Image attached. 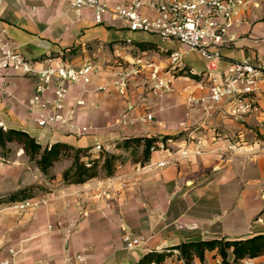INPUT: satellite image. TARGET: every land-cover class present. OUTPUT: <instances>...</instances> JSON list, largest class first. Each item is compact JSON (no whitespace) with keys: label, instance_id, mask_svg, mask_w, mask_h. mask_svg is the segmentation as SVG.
<instances>
[{"label":"crops","instance_id":"1","mask_svg":"<svg viewBox=\"0 0 264 264\" xmlns=\"http://www.w3.org/2000/svg\"><path fill=\"white\" fill-rule=\"evenodd\" d=\"M259 2L260 7L246 11L237 41L219 48V67L264 58V0ZM143 12L150 14L147 7ZM6 41L30 59L51 56L58 65L78 67L91 61L97 66L87 90L70 86L72 98L86 99L80 123L95 131L76 136L39 128L25 108L37 81L22 76L0 78L12 94L10 99L0 96V123L7 130L29 133L44 146L64 142L90 149L93 157L100 153L94 150L100 142L119 160L112 176L102 172L85 184L65 185L62 175L71 160L58 172L54 166L50 178L22 147L10 143V154H0V262L12 250L20 264H133L150 251H172L164 264H207L220 258L216 251L208 252L204 261L186 263L172 248L264 234L261 92L256 94L259 111L253 114H236L232 101L211 110L205 103L190 106L188 98L200 100L209 94L208 61L198 52L154 34L131 32L112 13L97 24L91 10L74 9L63 0H0V50ZM175 51L182 54L184 68L174 72V90L159 96L152 90L154 71H166ZM123 70L129 72L124 95L114 85ZM100 86L107 89L95 90ZM148 114L152 121L144 119ZM128 118L135 122L123 123ZM140 137L157 138L166 150L152 152L143 163L142 146L116 147L122 140ZM234 144L238 150L229 148ZM162 162L166 164L160 166ZM33 186H41L35 195L48 198L47 206L25 212L10 208V195ZM126 232L147 241L128 250ZM253 259L261 262L264 256Z\"/></svg>","mask_w":264,"mask_h":264},{"label":"built area","instance_id":"2","mask_svg":"<svg viewBox=\"0 0 264 264\" xmlns=\"http://www.w3.org/2000/svg\"><path fill=\"white\" fill-rule=\"evenodd\" d=\"M74 9H89L93 12L94 21L102 24L107 14H114L131 32L154 34L162 41H177L190 50L198 52L208 61L205 76L209 83V94L203 99L188 98L190 106L206 104L208 110L214 105L226 101L234 103L236 114H253L259 111L256 94L264 95V58L256 63L236 61L226 68L219 67L222 60L219 48L234 44L238 39L239 29L246 22V11L249 7H260V0H126L125 3L112 4V0H63ZM147 7L149 13H144ZM131 42V40H128ZM182 54L178 51L170 55L171 65L164 71H154L152 90L159 96L174 90L173 77L175 71L184 68ZM55 58L47 57L34 60L26 57L18 47L9 41L0 50V78L22 76L36 79L35 92L25 101V108L34 117L39 128L55 132L82 136L94 132L89 125L81 124L80 118L87 103L83 96L71 97L70 86L74 85L87 90L98 73L97 66L85 62L81 66L56 64ZM40 67V68H39ZM129 72H119L114 82L118 91L125 94L128 89ZM6 80L0 81V96L10 99L12 94L7 88ZM100 86L95 90H106ZM152 121L153 115L145 116ZM134 119H125L123 123L132 125ZM7 130L3 123H0ZM238 150L237 144L230 146ZM97 152H108L109 149L97 142ZM166 145L157 142L150 152L165 151ZM184 156L188 151L184 150ZM166 163H160L164 166ZM123 185L126 186L125 181ZM49 199L45 196L33 197L11 203L9 206L18 212L47 206ZM144 236H135L129 232L123 235L126 249L136 250L146 243ZM16 252L3 259L0 264H20L16 260ZM79 261H84L78 256ZM207 264H264L252 258L240 261L216 259Z\"/></svg>","mask_w":264,"mask_h":264},{"label":"trees","instance_id":"3","mask_svg":"<svg viewBox=\"0 0 264 264\" xmlns=\"http://www.w3.org/2000/svg\"><path fill=\"white\" fill-rule=\"evenodd\" d=\"M187 74L193 78H198L197 75H193L190 72ZM158 141L159 139L157 138L149 137L128 138L118 142L116 147L127 150L134 148L136 150L137 147L142 146V162L144 163L150 158V148ZM10 143H16L22 147L30 161L35 162L38 168L47 176L56 163L65 159L71 160V167L65 170L62 175V181L65 185L85 184L98 177L102 172H105L107 176H112L116 171V164L119 160V156L110 152H100L98 156L93 157L90 149L76 148L64 142L44 146L25 131L0 129V154L3 157H7L10 154ZM37 189L40 190L41 186L20 190L10 195L7 201L14 203L33 198L36 196L35 190ZM172 249H178L180 257L186 263L191 262L195 258L204 261L206 254L213 251H216V254L220 256L219 259L225 261L229 260L231 255L234 261L246 258L253 259L264 256V234L241 240L213 239L185 242ZM171 254L172 251H150L133 264H164Z\"/></svg>","mask_w":264,"mask_h":264},{"label":"rangeland","instance_id":"4","mask_svg":"<svg viewBox=\"0 0 264 264\" xmlns=\"http://www.w3.org/2000/svg\"><path fill=\"white\" fill-rule=\"evenodd\" d=\"M14 145H16V144H14ZM66 160H67V159L62 160V161H60L58 164L54 165L55 167H54L53 171H54V172H58V171H60V169L66 165ZM48 177H50V178L53 177V178H54V175H52L51 172H50L49 175H48Z\"/></svg>","mask_w":264,"mask_h":264}]
</instances>
